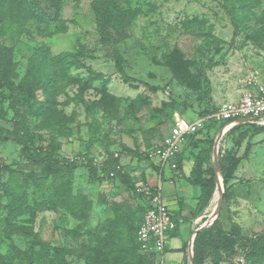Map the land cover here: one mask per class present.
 <instances>
[{
  "label": "rangeland",
  "instance_id": "obj_1",
  "mask_svg": "<svg viewBox=\"0 0 264 264\" xmlns=\"http://www.w3.org/2000/svg\"><path fill=\"white\" fill-rule=\"evenodd\" d=\"M51 1L58 7V20L41 23L23 13L18 35L6 31L9 23L0 19L1 69L19 83L34 77L30 68L35 54L56 64L52 104L58 120L38 129V120L28 117L29 144L42 156L52 146L57 161H75L78 167L57 175L46 164L29 161L14 135L0 141V165L7 167L0 170V251L11 253L17 264L24 261L20 253L29 238L14 224L26 223L54 254L51 264H98L94 262L98 245L104 247L100 254L113 249L108 264H124L143 212L144 202L133 192L134 186L161 182L166 198L165 180L171 168L165 167L161 174L147 151L163 143L176 117L211 115L220 101L264 87V0ZM39 4L55 13L46 0ZM176 53L190 61L186 83L165 65L167 57ZM116 56L123 59L121 68L115 64ZM93 73L107 79L109 95L103 100L101 81L94 80ZM123 75L159 89L124 82ZM35 97L44 100V90L36 89ZM14 123L4 101L0 126L14 130ZM257 126L262 125L225 129L221 121L207 124L183 145L188 162L183 155L174 159L187 170L200 148L211 147V166L216 156L227 152L240 157L217 216L226 230L233 221L239 225L240 246L232 261L221 264H264V129ZM88 163L98 175L109 167L108 175L90 178ZM24 174L29 175L26 184ZM184 180L177 184L184 185ZM7 189L31 204L35 199L41 202L32 222H27L28 215H8ZM181 191L188 201L192 199L193 192ZM216 191L215 187L194 230L211 223ZM180 203L181 209L185 206L184 216L196 218L193 207ZM181 218H176L178 233L188 236L189 222H180ZM190 238L183 244L182 256L170 249L143 255L133 248L134 255L144 264H189ZM248 250L256 251L254 259L245 256Z\"/></svg>",
  "mask_w": 264,
  "mask_h": 264
},
{
  "label": "trees",
  "instance_id": "obj_2",
  "mask_svg": "<svg viewBox=\"0 0 264 264\" xmlns=\"http://www.w3.org/2000/svg\"><path fill=\"white\" fill-rule=\"evenodd\" d=\"M51 7L58 8L56 3L51 0H46ZM55 8V13H50L49 11L42 8L39 4V0H0V19H6L9 23V26H6L5 29L11 35H18L19 26L22 21L23 13L25 16H28L35 21L41 23H48L52 20H58V14ZM103 14H101L102 16ZM27 18V17H25ZM25 20V19H24ZM169 55L165 63L166 66L170 68L175 77L181 82H188L189 77L191 76L188 71V65L190 64L189 60L183 59L179 53ZM78 57V55H72V58ZM76 57V59H78ZM32 74L34 77L27 76L25 79L21 80L19 83H15L13 80L9 79L6 74L1 69L2 61L0 62V105L4 101H8V105L13 112L14 118V130H11L5 126H0V141L6 142L13 135L18 144L21 145L22 154L29 160L35 163H44L47 165L49 170L57 175H66L71 169L78 167V163L75 161H67L65 163H60L53 156L52 146L46 148L48 153L45 156H42L39 152H34L29 144L30 142V129L28 117H35L38 120L37 128L48 124L47 126H52L55 119L58 120L56 114L54 113L53 107V88L54 82L57 77V67L56 64H53L50 61V58L47 57L44 59L41 54H35L32 57ZM123 59L120 57H115V64L117 67L121 68ZM94 80L101 81L102 88V100L107 97V92L105 90L106 81L100 73H93ZM122 79L124 82H137L143 85H146L150 90L157 91L158 86L149 85L145 82H141L133 77L123 75ZM34 83V84H33ZM133 84V83H132ZM41 88L44 90L45 99L39 100L35 97V90ZM207 94V93H206ZM109 95V94H108ZM206 116V115H205ZM224 124L227 121H221ZM216 123V120L210 119L206 120L203 128L199 129L196 133L191 134L188 139L201 131H204L206 125ZM244 124H256V123H239L231 127L233 129L236 126ZM259 125V124H257ZM258 130H263L264 127L257 126ZM230 129V130H231ZM188 141V140H187ZM197 147V146H196ZM182 152V151H181ZM211 147L200 148L196 154H194V161L190 171V174L185 178V180L195 186L200 188V194L197 198V202L192 209V216L198 217L202 215L205 211V208L208 206L214 189L216 187V176L214 165H210V156ZM177 159V158H176ZM240 157L236 156L234 153L227 152L218 157V163L220 167V174L223 180L224 194L223 198L228 190V186L231 180L234 178V172L239 164ZM176 165V170L181 168V160ZM206 165V167H205ZM210 165V167H209ZM89 176L92 179H99L104 175H108L109 167H104L101 169V174L98 175L97 170L92 163H88ZM7 168L6 166L0 165V170ZM29 178L28 174H24V182L26 184L27 179ZM9 192V189H7ZM137 197L143 200V212L141 220L136 228L135 232V245L128 243L127 245V255L124 257V264H144L142 258L136 257L134 255L133 248H137L141 254L149 255L154 252H144L140 249V244L137 239V230L142 221L143 214L146 209V199L143 195L136 192V187L134 186L133 191ZM10 200L7 203L8 215L11 217H16L17 215H28L27 222H32L36 215V210L40 203L35 199L34 204L29 203L26 199H20V196H15V191L10 190ZM50 197V196H49ZM173 219L177 222L176 218L172 215ZM14 228L22 233L24 236L29 238L28 246L21 251L20 256L24 260L20 264H48L52 262V259L55 258L54 254H51L48 250L47 245L40 239L39 235L35 233L30 225L26 223H15ZM176 228L170 232V234H175ZM239 225L236 222L231 223L230 230L223 228L221 221L217 217L212 221L211 224L205 225L200 229L194 238L193 242V258L192 264H204L205 262H210L211 264H221L222 262L232 261V258L238 251L240 246V237ZM186 244V243H185ZM184 244V246H185ZM182 246V249H185ZM96 256L94 257V262L98 264H108L110 263L108 259L109 253L113 252V249L107 250L103 254H100L104 247L98 245L96 247ZM165 251V250H164ZM155 254V253H154ZM105 256L101 258V256ZM256 251H247L245 256L248 260L254 259L256 257ZM135 260V261H133ZM0 264H17L16 258L12 256L9 252L0 251ZM62 264H66L65 262Z\"/></svg>",
  "mask_w": 264,
  "mask_h": 264
},
{
  "label": "built area",
  "instance_id": "obj_3",
  "mask_svg": "<svg viewBox=\"0 0 264 264\" xmlns=\"http://www.w3.org/2000/svg\"><path fill=\"white\" fill-rule=\"evenodd\" d=\"M207 119L227 121L225 129L241 123L239 122L241 119L264 125V87L244 91L235 100L221 101L211 115L196 116L190 119L175 118L174 125L164 138L163 143L150 148L147 151V156L155 160L161 170L165 167L176 170L174 159L181 153L188 137L203 128ZM117 170L120 171L121 167L118 166ZM110 174L114 175V172L111 171ZM135 187L136 192L146 199V209L137 230L140 249L144 252H154L160 255L164 252L169 234L176 228L177 223L162 195L161 182L155 186L136 183Z\"/></svg>",
  "mask_w": 264,
  "mask_h": 264
},
{
  "label": "crops",
  "instance_id": "obj_4",
  "mask_svg": "<svg viewBox=\"0 0 264 264\" xmlns=\"http://www.w3.org/2000/svg\"><path fill=\"white\" fill-rule=\"evenodd\" d=\"M182 118H186V117H182ZM186 154L187 153H185L184 151H182L179 154V157L180 158H181L182 155L185 156V158L183 159V161L185 163L188 162L189 157H190V156L188 157V155L186 156ZM185 166L186 165L182 166L178 170H172L171 169L170 175L165 180L166 181V185H165L166 198L163 196L164 199L166 200L167 204H168V207L170 206V208H172V210H171L172 215L175 218H178V216L184 217L183 219L181 218L180 222L181 221L182 222H186V221L189 222L188 236H186L184 234L183 235H180L178 233V224H179V220H178L177 229L175 230L176 232H175V234H172V233L169 234L168 241H167V244L165 246V250L170 249V250L178 251L179 253H181V256H182V253H183L181 251L182 250V246H183L184 242H186L189 239V237L192 235L191 233L194 231V227L196 226V223L198 222V218L196 217L194 219H191V218L188 219L186 216H184V213H185L184 208H185V206L182 207V209H181V207H180L181 203L179 204V202H182L184 204H188V206L194 208V206H195V204L197 202V198H198V196L200 194V188L198 186H195V185H192L191 184L192 185V187H191V186H189V183H187V181L184 180V178H181V177H186V176H188L190 174L191 167H189L187 170H185ZM163 170L164 169H162V170L159 169V172L162 174L163 173ZM178 179L179 180H184V181H182L184 185L177 184V182H179ZM181 189H183L184 191H186V193L193 192V195L190 196L192 198L190 201H188V199H187L188 196L185 197V195L181 191ZM195 221H197V222H195ZM168 245H170V246H168Z\"/></svg>",
  "mask_w": 264,
  "mask_h": 264
},
{
  "label": "water",
  "instance_id": "obj_5",
  "mask_svg": "<svg viewBox=\"0 0 264 264\" xmlns=\"http://www.w3.org/2000/svg\"><path fill=\"white\" fill-rule=\"evenodd\" d=\"M239 122L245 123L246 120L241 119ZM224 131L225 130L222 129L219 132L217 142L221 138V136L223 135V132ZM216 153H217V145L214 146V156H215ZM214 170H215V176H216V188H219L220 189V195H219L218 205H217L215 211H213L211 213V216H212L211 223L218 216L219 211H220V208H221V205H222V201H223V180H222V177H221V174H220V167H219V163H218L217 156L215 158ZM205 225H209V224L208 223H204L203 225L199 226L197 229H195L192 232V235H191V238H190V241H189V260H190V264H192V258H193V242H194L195 235Z\"/></svg>",
  "mask_w": 264,
  "mask_h": 264
},
{
  "label": "bare ground",
  "instance_id": "obj_6",
  "mask_svg": "<svg viewBox=\"0 0 264 264\" xmlns=\"http://www.w3.org/2000/svg\"><path fill=\"white\" fill-rule=\"evenodd\" d=\"M219 195H220V189L217 188L215 197H216V204L214 205V210L216 209L217 205H218V200H219Z\"/></svg>",
  "mask_w": 264,
  "mask_h": 264
}]
</instances>
